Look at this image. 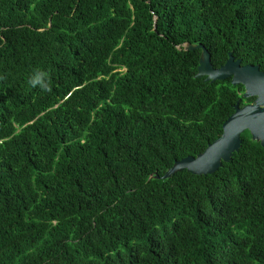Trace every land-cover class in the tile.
Masks as SVG:
<instances>
[{
	"label": "trees",
	"instance_id": "trees-1",
	"mask_svg": "<svg viewBox=\"0 0 264 264\" xmlns=\"http://www.w3.org/2000/svg\"><path fill=\"white\" fill-rule=\"evenodd\" d=\"M184 44L264 72V0H0V264H264L249 131L163 178L255 100Z\"/></svg>",
	"mask_w": 264,
	"mask_h": 264
},
{
	"label": "water",
	"instance_id": "water-1",
	"mask_svg": "<svg viewBox=\"0 0 264 264\" xmlns=\"http://www.w3.org/2000/svg\"><path fill=\"white\" fill-rule=\"evenodd\" d=\"M184 48L186 51L202 50L196 78H205L211 82L230 79L233 86L244 87V98L254 97L255 100L243 107L238 100L234 114L223 124L222 135L197 157L189 156L176 162L163 178H169L176 172L184 170L198 176L216 173L223 163L230 162L234 153L239 152L242 134L246 131H249L252 139L260 142L264 148V72L258 65L242 66L241 61L235 60L232 53H229L227 62L216 69L204 45L184 44Z\"/></svg>",
	"mask_w": 264,
	"mask_h": 264
}]
</instances>
